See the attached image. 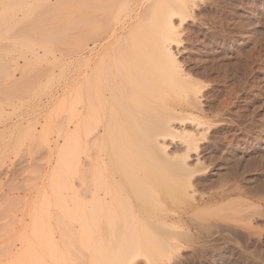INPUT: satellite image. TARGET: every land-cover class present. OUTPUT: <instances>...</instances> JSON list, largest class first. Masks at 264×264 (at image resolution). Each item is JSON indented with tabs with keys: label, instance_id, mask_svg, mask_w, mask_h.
<instances>
[{
	"label": "rangeland",
	"instance_id": "rangeland-1",
	"mask_svg": "<svg viewBox=\"0 0 264 264\" xmlns=\"http://www.w3.org/2000/svg\"><path fill=\"white\" fill-rule=\"evenodd\" d=\"M136 1L0 0V264L33 233L54 238L48 264H129L132 252L131 264H264V0H195L175 20L172 49L200 99L192 115L164 106L188 97L160 70L161 88L131 109L148 123L108 106L88 118L86 102L97 188L116 194L121 183L128 198L116 194L115 213L92 220L110 207L78 195V52L132 23L104 52L113 69L158 58L160 15L178 0H141L132 22ZM174 116L172 136L156 139Z\"/></svg>",
	"mask_w": 264,
	"mask_h": 264
},
{
	"label": "bare ground",
	"instance_id": "bare-ground-1",
	"mask_svg": "<svg viewBox=\"0 0 264 264\" xmlns=\"http://www.w3.org/2000/svg\"><path fill=\"white\" fill-rule=\"evenodd\" d=\"M144 2H145V0H144ZM195 2H196L195 0H178V1H176L175 5L166 9L164 11V13L162 15H160L161 33L156 38L157 44H158V53L160 54V56H158V58H156V59L151 58V59H149V61L148 60H140V61L135 60L136 62L132 63L131 65L128 64V66H126L122 69H120V68L119 69H113V67H115V66H112V62L109 61L107 54H104V52L106 51L108 44L112 40L118 39L120 36H122L123 34L128 32V30L132 29V23H127L125 25H121L118 28L115 27L109 33V35L107 36V38L105 40L104 39L103 40L93 39L92 44L90 46L89 45L84 46L78 52V54L76 56L77 61H78V68H77V70H78L77 74L78 75L76 77L79 78V83H78L79 85L76 84L77 86H79L78 94H76V98L78 95V99H79V101H78L79 107H78V113H77L78 114V121H77L78 123H77L76 130H75L76 146H77L76 174H77V181H78V195H79V197L85 198L87 200L92 199L90 201L93 202L94 206H96V207L102 206V205H106V206L110 207L106 211H105V209H104V211L103 210L95 211V209H94V212H91V213L89 212L91 214V216L93 217L92 220H97V216L94 217V214L95 215H102V216L104 214H107L108 217H107V215H106V217L108 219L109 215L115 213L114 204L116 202V200H115V198L117 197L116 194H118L120 192V189H122L123 187H120L121 183H119L120 189L118 188L119 191L116 194H115V192L117 190L114 193H112V191H110V192L107 191L106 193H104V196L99 192L97 185H96V182L100 176V166H101L100 164L101 163L98 161L97 156H96V154H94V152H95L96 146H98L100 142H98V144H97L96 139H98V138L95 137L96 135L93 136V138H91V139L89 138L90 137L89 132H86V129H85L86 118L87 117L88 118H94V116L96 114L97 115L99 114L97 112H99V110L101 108L108 109L107 108V106H108L109 109L111 108L112 110H116V111L119 110L120 113L119 112L118 113L121 114V116H122V117L120 116L121 120H125V119L133 120L134 124H136V123L143 124L144 122L148 123L147 120L149 117L146 114L139 112L137 115H134L131 109L137 108L138 106L140 107V104L143 102V100L147 99L148 95L152 96L153 93H151V92L155 93L157 86L164 83L163 82L160 84V82H162V80L164 81L166 79L169 80V82L170 81L175 82V83L180 82V85L182 87L184 86L183 89L181 88L183 90L184 97L187 96L188 98L186 99V102H185L186 105L185 106L176 107V106H170L167 104L164 105L167 102V101H164V99H163L164 103L162 101L163 105L171 107V111H173V113H184L186 115L191 114V107H195L196 105H198L200 99L198 98V92L195 89L194 83L192 82V80L189 79L186 75H184L183 72L180 70L181 67L179 66V64L177 62V58H176L175 52H173L172 46H177V44L179 43L177 40V28L175 25V20H178V22H180V24L184 23L187 20V18H189L191 16V11H192L193 7L196 5ZM129 10L130 11L127 13V17H129V21L133 22L135 20H139V18H141L142 13H143V7H142L141 0L136 1L134 3V5L132 6V8H130ZM155 61L158 63H155ZM158 67H159V69H158ZM156 70H157V72H158V70H160L161 73L164 72L163 73V79L160 78L162 80H158L157 78H155V75L157 74V72H155ZM168 84L170 85V83H168ZM86 85H89L87 98L85 95V91H86L85 86ZM103 85L105 86L104 89H103ZM166 86H167V84H166ZM159 87L161 88V86H159ZM182 97H183V94H182ZM171 99H172V97H171ZM172 101H173V99H172ZM86 102L88 103V111H87L88 115H87V117L85 115V113H86V110H85ZM167 103H170V102L168 101ZM184 114H182V115H184ZM116 116H117V114H116ZM174 117H176V116H174ZM174 117H170L171 119H169V117L166 118L169 120V123L165 122V124L168 125V127L164 124L162 126L161 131H158V134H156V139H157L158 135H159L158 138L163 137L164 139H166L168 136L169 137L172 136L171 130H173V124H174L173 122L175 120H177V117L176 118H174ZM184 117L186 118L185 115H184ZM117 118L120 119L118 116H117ZM86 124H87V122H86ZM163 127L165 128V130H163ZM109 129H111V131H112L111 127H109V128L104 127V129L102 130L103 132H99V131L97 132L99 134L97 136H99L100 140L104 139L103 141H105L106 139H108V137L106 135H109V137L111 136ZM108 131H109V134H108ZM162 131H163V133H162ZM164 131H165V133L168 131V134L167 133L165 134ZM121 132H122V130H121ZM159 132H161V133H159ZM118 135H119V133H118ZM105 136H106V139H105ZM93 139H94V141H93V145H94L93 147L94 148L92 147V144H91V141ZM94 142H95V144H94ZM190 142L191 141L188 139V141H187V149L188 150H190L192 148L191 147L192 143H190ZM158 143H160V142H158ZM159 147L162 151H164V152L167 151L166 150L167 146H165V144L163 145L160 143ZM95 153H98V152H95ZM120 159H122V158H120ZM186 161H185V165L183 164V166H182V167H184V170L186 169L185 168L186 163H187ZM118 164H120V163L118 162ZM86 167H87V169H86ZM174 169H175V166H174ZM86 177L89 179L90 182L89 181L85 182ZM123 177H124V175H123ZM125 177H126V175H125ZM127 177L125 180H127ZM137 182H138V180H137ZM85 184L88 185L87 188H85ZM121 186H123V183ZM123 189H125V188H123ZM108 190H111L110 186L108 187ZM127 192H128V190H127ZM120 193L118 194V196L120 195ZM122 195H124V194L122 193L120 196H122ZM126 196L127 195H124V198ZM124 198L122 197V199H124ZM126 198H128V197H126ZM87 200H86V202H87ZM88 202L86 203V205L91 204ZM124 202H126V201H124ZM85 211H83L84 214H85ZM81 214H80V216H81ZM102 216H101V218H102ZM97 228L98 227H96L95 229H97ZM22 236H21V238H22L21 239L22 251L19 254H17L12 260L9 259L11 262L9 261L7 264H48L49 263L48 260L49 259L51 260L52 257L54 256L53 255L54 253L52 250L54 249V246L56 245V243H55V245L52 246V244L55 241H54L53 236H51V233H46V234L45 233H33L32 236H30V237L26 236V235H24L23 237ZM11 245H12V243H11ZM137 246H138V244H137ZM56 248H58V247H55V249ZM136 248H137V251H138V249H140V247H136ZM136 248L134 249L135 251H136ZM55 249H54V252H56ZM142 249H144V248H142ZM144 252H146V251H144ZM138 254H139V252H136V253L132 252L130 254L131 257H130V261H129L130 263L129 264L133 263L134 259L136 260V256ZM142 254H143V252H142ZM56 255H57V252H56ZM55 256H54V259L57 258ZM57 261H58V259H57Z\"/></svg>",
	"mask_w": 264,
	"mask_h": 264
}]
</instances>
